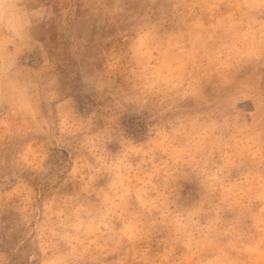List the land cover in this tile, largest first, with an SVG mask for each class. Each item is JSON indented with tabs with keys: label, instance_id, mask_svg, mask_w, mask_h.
I'll use <instances>...</instances> for the list:
<instances>
[{
	"label": "rangeland",
	"instance_id": "374dc122",
	"mask_svg": "<svg viewBox=\"0 0 264 264\" xmlns=\"http://www.w3.org/2000/svg\"><path fill=\"white\" fill-rule=\"evenodd\" d=\"M0 264H264V0H0Z\"/></svg>",
	"mask_w": 264,
	"mask_h": 264
}]
</instances>
